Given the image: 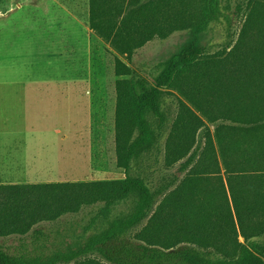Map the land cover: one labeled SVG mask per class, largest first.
I'll return each mask as SVG.
<instances>
[{"label":"trees","instance_id":"obj_1","mask_svg":"<svg viewBox=\"0 0 264 264\" xmlns=\"http://www.w3.org/2000/svg\"><path fill=\"white\" fill-rule=\"evenodd\" d=\"M248 4L235 46L207 56L202 38L224 16L222 0H89V27L106 44L91 47L92 167L109 165L95 93L108 45L116 53V167L126 177L0 185V264H264V0ZM177 32L186 41L154 85L121 58L131 60ZM165 90L177 91L208 119L207 107L217 105L222 122L216 144L208 136L204 147L195 146L202 121L181 101L164 145L165 168L180 163L177 174L153 185L130 171L134 161L159 150ZM125 203L127 212L112 217ZM92 207L98 231L42 252L39 226ZM10 237L21 244L13 249L1 242Z\"/></svg>","mask_w":264,"mask_h":264},{"label":"rangeland","instance_id":"obj_2","mask_svg":"<svg viewBox=\"0 0 264 264\" xmlns=\"http://www.w3.org/2000/svg\"><path fill=\"white\" fill-rule=\"evenodd\" d=\"M248 2L249 0H222L224 16L221 17L220 21L213 23L202 38V44L207 49V56L222 53L227 48L231 50L235 46L250 12ZM58 28H67L73 32L75 39L79 40L77 49H75L77 70L74 76H80L83 79L84 109L77 116L74 114H65L64 116L59 107L47 104L46 114H50V116H45V119H47L46 124L48 126L50 122L48 119L51 120L50 131L42 133L30 127L27 128L26 132L20 130L17 133V138L26 139L28 142L34 143L33 140L43 139L45 141L44 155L50 160L51 165L49 172L46 173L49 175L47 178L26 181H31L30 183H57L124 179L126 174L116 167L114 151L116 105L114 60L116 53L108 45L110 52L105 54L103 69L99 68V73L96 75L95 93L99 106L98 112L105 115L99 130H104L108 139L109 165L103 171L94 170L92 167L93 135L90 107L93 83L91 47L94 43L98 47L99 44L103 43L89 27V0H0V50L3 52L0 62L6 64V70H3L4 74L10 75L12 73L13 76H18L19 81H21L22 78L35 74L41 69L48 71L47 65L45 66L40 61L36 62V54L33 53L34 46H32L30 39L43 35L42 31L48 33L47 29H49L50 37L53 40L58 36ZM186 37L185 32H177L167 39H156L148 43L145 47L137 50L131 60L121 58L134 72L154 85L155 78L162 70L165 62L184 45ZM228 44L230 45L228 46ZM103 45L106 46V44ZM63 49V47L56 48L52 54V76L59 75L54 64H56L59 55L63 54ZM17 88L20 94L24 93L25 88L21 82ZM165 91L161 109L165 121L164 126H162L164 134L160 138L159 150L134 161L130 171L132 176L143 174L153 185L160 184L165 178L170 180L172 176L177 174L180 163L175 164L171 169L165 168L164 145L179 115L181 101L188 105L202 121V126L196 132L195 146L204 147L208 136L216 144L215 129L222 122L217 120L220 118L217 105L211 103L210 107H207L209 114H211L208 119L177 91ZM21 96L24 97L23 94ZM102 103L103 106H101ZM217 116L219 117L217 118ZM75 120H77L76 124ZM153 121L154 129L158 132L159 120L155 118ZM21 125L23 126V124ZM57 127L61 130L55 134L54 131ZM78 130H80L79 135L76 133ZM64 136L66 138H63ZM34 149L37 151L38 147H34ZM97 210V207L85 208L78 214L67 215L56 222L44 223L39 226L38 229L43 234L41 240L45 243L42 252L49 254L58 248L74 245L82 241L80 240L81 237H88L98 231L101 227L100 222L92 224V219ZM127 210L128 204H121L113 210L112 217L125 213ZM29 240L27 239L26 242ZM1 242L13 249L21 244L17 237H10L1 240Z\"/></svg>","mask_w":264,"mask_h":264},{"label":"crops","instance_id":"obj_3","mask_svg":"<svg viewBox=\"0 0 264 264\" xmlns=\"http://www.w3.org/2000/svg\"><path fill=\"white\" fill-rule=\"evenodd\" d=\"M58 31V36L53 40L49 29L48 33L42 31L43 35L30 39L34 46L36 62L40 61L47 65L48 71L41 69L19 81V77L13 76L12 73L4 74L6 64L0 62V185L41 184L26 180H42L49 176L46 173L49 172L51 165L50 160L44 155L45 141L38 139L33 140V143L17 138L20 130L26 132L30 127L42 133L50 131L51 120L48 119L50 121L48 126L45 119V116H50L46 114L47 104L59 107L64 116L65 114L77 116L83 112V79L74 76L77 70L75 49L79 40H76L73 32L67 28H58ZM60 47L64 48L63 54L59 55L54 64L59 75L52 76L51 57L54 50ZM2 55L3 52L0 50V57ZM20 82L25 88L21 94L17 88ZM90 109L92 111V103ZM60 130L57 127L54 133L57 134ZM78 132L80 130L76 132L79 135ZM34 147H38V150L35 151Z\"/></svg>","mask_w":264,"mask_h":264}]
</instances>
